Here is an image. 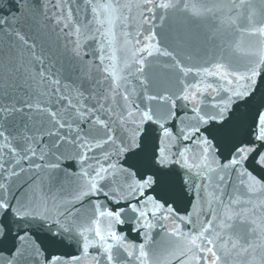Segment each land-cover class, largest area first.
<instances>
[{"label": "snow or ice", "instance_id": "obj_1", "mask_svg": "<svg viewBox=\"0 0 264 264\" xmlns=\"http://www.w3.org/2000/svg\"><path fill=\"white\" fill-rule=\"evenodd\" d=\"M224 7L0 0V264H264V0Z\"/></svg>", "mask_w": 264, "mask_h": 264}, {"label": "water", "instance_id": "obj_2", "mask_svg": "<svg viewBox=\"0 0 264 264\" xmlns=\"http://www.w3.org/2000/svg\"><path fill=\"white\" fill-rule=\"evenodd\" d=\"M159 2V0H157ZM207 3H209V7L211 6V3H219L222 5H225L226 7L223 8L222 13H218L217 16L212 15L211 13L208 12L207 8H202L201 9V14L204 16V21L202 23H207L209 25L212 24L213 27H218L220 23V19H224L225 21H228L230 18H235L237 14H239V19L241 22L245 23L246 26V21L247 17L249 15H252L255 13V18L259 19V9L258 7L252 8L249 7V5H257L259 3V0H243V6L242 7H236V8H231L232 4L240 5L241 0H206ZM188 15L191 16L192 13L189 10ZM218 17V18H217ZM157 24L159 25V22L157 21ZM158 31V28L155 29ZM139 39H143V35L139 37ZM248 36L247 33H241V32H235L233 31V35L231 37V40L233 44L235 43H240V42H245L247 41ZM118 47L122 48L123 44H119ZM119 55H124L125 53L120 52L118 53ZM130 55V53H128ZM234 225L239 224V221H233Z\"/></svg>", "mask_w": 264, "mask_h": 264}]
</instances>
